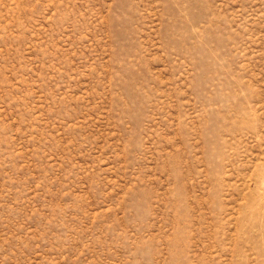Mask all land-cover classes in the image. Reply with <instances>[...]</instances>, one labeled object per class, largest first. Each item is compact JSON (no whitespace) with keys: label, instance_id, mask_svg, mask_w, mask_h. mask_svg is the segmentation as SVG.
I'll use <instances>...</instances> for the list:
<instances>
[{"label":"rangeland","instance_id":"1","mask_svg":"<svg viewBox=\"0 0 264 264\" xmlns=\"http://www.w3.org/2000/svg\"><path fill=\"white\" fill-rule=\"evenodd\" d=\"M0 264H264V0H0Z\"/></svg>","mask_w":264,"mask_h":264}]
</instances>
